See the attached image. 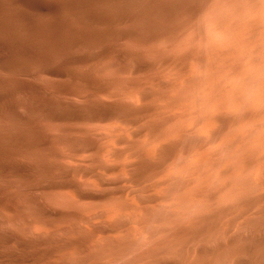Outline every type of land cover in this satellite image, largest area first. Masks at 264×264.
<instances>
[{"label": "bare ground", "instance_id": "1", "mask_svg": "<svg viewBox=\"0 0 264 264\" xmlns=\"http://www.w3.org/2000/svg\"><path fill=\"white\" fill-rule=\"evenodd\" d=\"M94 1L107 0H0V72L5 74V77L0 76V108L6 107L12 115L20 103L31 117L30 120L16 117L13 122L0 124V216L34 225L39 230H34L39 233L34 236L0 233V264H209L215 250L221 248L226 249L223 253L231 260L237 256L239 260L242 254L251 255L264 243V232L259 230L262 232L259 238L241 239L235 243L230 230L234 223L251 217L247 213L255 200H264V0H219L226 8L225 11L221 7L225 12L217 8L222 13H218L211 2L216 16L211 9L209 15L216 19L212 21L210 16L207 19V14L203 19L209 24L201 22L200 15L201 20L196 18L200 21H183L185 24L181 21V24L97 21L92 18L93 13L84 9V5ZM209 1L186 0L188 16L197 15ZM72 18L78 21H72ZM204 24L210 28H205ZM203 27L210 29L209 32ZM204 33L213 35V39L206 38ZM184 36L183 47L174 52L168 50ZM133 40L139 43L134 44ZM149 44H161L164 49L151 48ZM98 66L102 68L98 69ZM158 68H161L160 72L167 70L171 81L164 80L166 73L160 75L156 72ZM126 71L146 74L147 81L157 86H152L156 90L147 91L140 81L122 78ZM43 76L47 80L39 81L38 77L43 79ZM126 92L134 93L131 99L136 102L133 103L139 104L140 99L152 103L158 101L164 106L144 102L147 106L128 111L126 107L127 110H114L116 107L92 104L75 109L59 103L60 99L68 97ZM106 119H115L126 127L135 128L127 129L131 140L144 137V140L138 138L143 141L141 144L127 143V134L117 128L119 125L116 127L117 123L115 127L111 126L113 123L110 125L111 137L104 135L107 142L112 138L109 143L113 141L115 146L127 144L125 150L128 156L136 159L135 162L122 161V150L114 151L110 149L112 146L106 150L89 143L85 148L86 141L80 142L83 149H79L77 141L78 145H75L74 139L75 143L61 137L53 142L48 131L43 128L37 132L31 124L33 120L39 124L49 121L60 125V133H70L79 131L72 129L73 123L90 124ZM101 143L106 146L105 142ZM57 144L65 146L70 153H90L95 162L101 152L110 151L115 164L101 167L99 171L106 175L127 176L136 186L146 181V187L150 185L147 181L154 180L155 184L151 182L154 185L151 184L152 196L129 202L119 190L93 193L73 180L70 183V172L56 162V166L48 165L60 158ZM106 155L107 163L114 161ZM164 166L168 168L163 170ZM83 174L94 179L92 184L105 185L92 173ZM54 176L67 179L55 181ZM91 182L86 184L89 186ZM35 189L38 192L69 191L74 201L99 204L101 208L95 207L102 209L100 217L110 216L119 225L121 216L129 214L134 219L129 220L131 225L135 224L134 230L129 228L134 235L128 232V225L124 227L128 231L123 230L124 221L121 226H116L113 220L117 228L115 230L113 226L115 233L112 227L109 230L114 234L112 240L116 238V243L125 241L107 252L103 250L106 253L102 259L88 256L93 249L88 251L93 234L87 232L89 227L84 229L86 233L74 230V224L85 221V215L89 216L95 210L94 205L87 204L89 207H86L85 203V208L73 209L62 201L60 205L65 204L66 209L57 205L58 200L56 205L64 210L58 207L49 210L44 207L47 203L43 206L37 200ZM143 191L149 192L148 189ZM217 195H221L218 196L221 200L215 199ZM145 203L151 207H145ZM251 211L249 213L254 214ZM129 216L124 217L129 219ZM258 218L261 221L263 217ZM67 228L75 237L58 239L53 236ZM254 228L248 227L252 231ZM99 229L102 230L99 227L97 232L102 235L104 230ZM117 230L125 233V236L121 235L123 239L117 235L118 241ZM206 231L208 234L219 233L223 242L210 235L214 238L210 240L212 247H203L204 237L200 236ZM210 241L204 246L207 247ZM93 244V247L100 246ZM102 246L99 248L103 249ZM165 253L172 259L163 257ZM222 257H219L220 261ZM214 262L216 260L211 264Z\"/></svg>", "mask_w": 264, "mask_h": 264}, {"label": "rangeland", "instance_id": "2", "mask_svg": "<svg viewBox=\"0 0 264 264\" xmlns=\"http://www.w3.org/2000/svg\"><path fill=\"white\" fill-rule=\"evenodd\" d=\"M112 1H114V2H112ZM121 1V2H120ZM128 1H130V2H128ZM110 2V3H109ZM211 2H212V4H215V10H217V11H219L217 8H221L222 6L220 5V1L219 0H210L209 2H206V3H204L203 4V6H202V8H201V11L197 14V15H195V16H192L191 17V15H189L188 16V12H187V2H186V0H148V3H147V0H107V1H94V2H91V3H87L86 5H84V9L86 10V11H89V12H91V13H93V15H92V18L94 19V20H97V21H118V22H127V23H142V22H171V23H175V24H177L178 22H179V24H181V22H182V24H185L186 22L187 23H191V22H193V21H200L201 19V22L202 21H206L207 22V19H208V17L210 16L209 15V13H211V10H213V9H211L212 7L211 6H213L212 4H211ZM98 3V4H97ZM128 3V4H127ZM136 3V4H135ZM178 3H180V4H178ZM183 3V4H182ZM185 3V4H184ZM171 4V5H170ZM210 4V5H209ZM146 5V6H145ZM155 5H156V7H155ZM181 5V6H180ZM101 6V7H100ZM108 6V7H107ZM110 6V7H109ZM139 7V8H138ZM210 7V8H209ZM224 7V6H223ZM222 7V8H223ZM222 8H221V10L220 11H222ZM93 9V10H92ZM101 9V10H100ZM208 9V10H207ZM209 9H211L210 11H209ZM96 12H95V11ZM129 10V11H128ZM144 10V11H143ZM149 10V11H148ZM224 10L226 11V8L224 7ZM147 11V12H146ZM156 11V12H155ZM206 11H209V12H207L206 13ZM214 11V10H213ZM218 12V13H222V12H225V11H222V12ZM105 12V13H104ZM146 12V13H145ZM183 12V13H182ZM215 12L216 11H214V14H215ZM113 13V14H112ZM145 13V14H144ZM149 13H152V14H149ZM206 13V15H205V17H203V15ZM138 14V15H137ZM183 14H184V16H183ZM203 14V15H202ZM207 14H208V16H207ZM99 15V16H98ZM133 15V16H132ZM199 15H200V17H201V19L199 18ZM202 15V16H201ZM212 15V14H211ZM219 15V14H218ZM197 16V17H196ZM206 16H207V19L205 20V19H203V18H206ZM214 16V15H213ZM215 16H216V14H215ZM214 16V17H215ZM165 17H167V18H165ZM188 17V18H187ZM211 17V20L213 21L214 19H216V18H213L212 19V16H210ZM186 19V20H184V19ZM192 18V19H191ZM196 18H198V19H200V20H198V19H196ZM114 19V20H113ZM141 19V20H140ZM154 19V21H152ZM128 20V21H127ZM175 20H177V21H175ZM192 20V21H191ZM210 20V21H211ZM72 21H78L77 19H73L72 18ZM181 21V22H180ZM183 21H186V22H183ZM191 21V22H190ZM211 21V22H212ZM203 22V23H204ZM208 24L210 23V22H207ZM204 27L205 28H207L208 27V25L206 26L205 24H204ZM203 27V29H205ZM208 28H210V27H208ZM205 30H208V29H205ZM210 30V29H209ZM209 30L207 31V32H209ZM205 32V31H204ZM206 33V32H205ZM205 33H204V35H205ZM211 33V32H210ZM208 34V33H207ZM208 36H210V35H208ZM208 36H206L205 35V37L207 38ZM213 35H211L210 37H212ZM209 39V38H208ZM213 39V37L211 38V40ZM206 40V39H205ZM184 41H185V36L177 43V44H175L173 47H169V49L168 50H171V51H178L181 47H183L184 46ZM180 42H181V44H180ZM133 43L135 44V43H139V41L138 40H133ZM156 45V46H155ZM148 46H152L153 48H156V49H161V50H163L164 49V47H162V45L161 44H159V46H158V44H149ZM155 46V47H154ZM151 47V48H152ZM163 48V49H162ZM159 49V50H160ZM173 51V52H174ZM168 52V51H167ZM170 52V51H169ZM99 68L98 69H101L102 67L101 66H98ZM245 68V67H244ZM243 68V69H244ZM246 69V68H245ZM160 70H161V68L159 69H157L156 70V72L157 73H159L160 72ZM166 73V76L164 75L163 76V74L164 73ZM83 73L84 74H87V72L86 71H83ZM161 73H163L162 74V76L163 77H165L164 78V80H166L167 78L169 79V81H171V79H170V77H169V73L167 72V70H164V69H162V71L159 73L160 75H161ZM167 73H168V75H167ZM130 74V75H129ZM134 74V75H133ZM132 74V72L131 71H126V72H124L123 73V75L121 76L122 78H124V79H126V80H138V81H140L144 86H145V88H146V90L147 91H154V90H156L154 87H157V86H155V84H151V83H149L148 81H147V79H146V74H144V73H142V72H140V73H133ZM0 76H4L5 77V74L4 73H1L0 72ZM40 78H42V76H39ZM38 77V80L39 81H46L47 79L43 76V79H40ZM16 78V80H20V81H22V79L23 78H21V77H14V79ZM168 79H167V81H168ZM24 80V79H23ZM144 82H146V83H144ZM149 84H151V85H149ZM154 85V87H153V89H152V86ZM178 87H180V86H178ZM181 88V87H180ZM133 94L134 93H131V92H126V93H121L120 95H106V94H101V95H96V96H83V97H85V98H83V97H68V98H62V99H60V102L59 103H61V105L62 106H70L71 108H75V109H82L84 106L86 107L87 105H89V104H92V105H97V106H103V107H107V108H111V109H114V107H116L114 110H124V109H128L129 108V110L128 111H132L133 109L132 108H140V107H143V106H147V105H145V103H148V104H153V105H155V106H157L158 104H160V102L158 103V101L157 102H151V101H147L146 100V102H145V100H138V99H136V100H138L139 101V104H138V102L137 103H135L136 101L135 100H133V99H131V97L133 96ZM136 95V94H135ZM110 96V97H109ZM122 96V97H121ZM104 97V98H103ZM105 97H107V99H108V97H109V99L107 100ZM137 97V96H136ZM79 98V99H78ZM121 98V99H120ZM134 98H135V96H134ZM81 100V101H80ZM94 100V101H93ZM100 100V101H99ZM114 102H113V101ZM109 101H112V102H109ZM125 101V102H124ZM133 101H135L134 103H133ZM122 102L123 103H127L126 105H120V104H122ZM145 102V103H144ZM162 103V102H161ZM138 104V105H137ZM162 105V106H161ZM110 106V107H109ZM164 106V104L162 103V104H160L159 105V107H163ZM126 107V108H125ZM158 107V106H157ZM126 109V110H127ZM125 110V111H126ZM10 114H8V112H7V110H6V107H3V106H1V108H0V124L2 123H4L3 121H7L8 123L9 122H13L15 119H16V117H21V118H25V119H28V120H30V114H29V112H28V109L23 105L22 106V104H20V103H18L17 105H16V107H15V110H14V114H12V115H10ZM115 121V119H106V120H101V121H96V122H90V124L89 123H73L72 125H70L71 127H72V129H74V130H76V131H78V132H68V133H60V131H59V127H60V125L59 124H56V123H53V122H49V121H45V122H43V123H40L39 124V122H37L36 121V123L34 122L35 120H31L32 122H31V124H32V126H33V128L37 131V132H41L42 131V129H43V131L45 130L46 132L48 131V134L50 135V138H51V140L53 141V142H55V140L57 139V138H67V139H69V140H71L73 143H75L76 141L80 144V142H81V144H82V142L84 143V142H86V143H84L83 145H85V148L87 147V145L89 146V143H94V144H96V145H98V146H102V147H105L104 149H108L109 147H111L110 149H112V150H114V151H119L120 152V150H122L121 151V153H122V157H121V159H122V161H124V162H129V163H133V162H135L136 161V159L135 158H132V157H130V156H128V151L127 150H125V149H127L126 147H127V144H116L118 147H120V148H122V149H119V148H117V146H115L114 145V143H113V141H112V144H110L111 143V139L109 140V142H107V139H106V136H104L105 134H107L108 136V138L109 137H111V134H110V132H109V129L111 128L110 127V125L113 127H115V124H116V127H117V125H119L117 128H120L122 131H123V133L124 134H127L129 137H128V139H127V135L125 136V138H126V140H127V143H135V144H141V142L143 143V141H138L139 139L140 140H144V137L142 136H140V137H136V140L137 141H135V138L133 137L132 138V140H131V135H129V130H134L135 128H131V127H126V126H124V125H122V124H120L117 120ZM7 122H5V123H7ZM35 123V124H34ZM94 123H95V126H93L94 125ZM106 123V124H105ZM108 123V124H107ZM52 124H55V125H52ZM90 125H92V126H90ZM101 125V126H100ZM109 126V128H108V126ZM35 126V127H34ZM38 126V127H37ZM53 126V127H52ZM59 126V127H58ZM69 126V127H70ZM104 126V127H103ZM58 127V128H57ZM70 127V128H71ZM50 128V129H49ZM54 128L56 129V130H54ZM107 128V129H106ZM123 128V129H122ZM127 129H129V130H126ZM51 130V131H50ZM53 131V132H52ZM55 131H57V132H55ZM59 132V133H58ZM127 132V133H126ZM104 133V134H103ZM59 134V135H58ZM66 135V136H65ZM94 135V136H93ZM96 135V136H95ZM100 135V136H99ZM110 135V136H109ZM131 136V137H130ZM102 137V138H101ZM105 137V138H104ZM76 138V139H75ZM75 140V142H74V140ZM103 139H104V141H103ZM106 139V140H105ZM79 140V141H78ZM82 140V141H81ZM98 140L100 141V143H97L98 142ZM102 140V141H101ZM134 140V141H133ZM129 141V142H128ZM75 143V145L77 144L78 145V143ZM101 142H107L106 144L104 143V145H106V146H103V144L101 143ZM80 144V146L78 145L77 147L79 148H81V149H83L82 147H83V145H81ZM102 144V145H101ZM110 145V146H109ZM61 146V147H60ZM57 150H58V152H59V154H60V158L59 159H57V160H55V161H52V162H48V163H50V164H48V165H50V166H52L51 165V163L52 164H54L55 166H56V164L58 165V166H62V168L63 169H65L67 172H70L71 173V175H72V179H71V181L73 180L76 184L78 183V184H80V187L82 188H86V190H88V191H90V192H93V193H101V192H112V191H114V190H119V191H122L123 193H124V195H125V197L128 199V201L129 202H134L135 200H137V199H141V200H145V199H148V197H149V195L150 196H152V191H153V187H152V185H153V183H151V182H154V184L156 183V181H154V180H151V181H147V184H150V185H147L146 187H145V183H146V181H143L141 184H139L138 186H136L135 184H133V183H131V181L128 179V177L127 176H124V175H114V174H104L103 172H101V171H99V170H102L101 169V167L103 168V167H110V166H112V165H114L115 164V162H116V160L110 155V153H108V152H110V151H106V150H104L103 152H101V154L98 156V159H97V162H95V161H93L92 160V155L90 154V153H87V152H80V154H79V152L77 153H70L69 152V150L65 147V146H63V145H58L57 144ZM114 147V148H113ZM62 148V149H61ZM79 148V149H80ZM117 148V149H116ZM124 148V149H123ZM63 150V151H62ZM109 150V149H108ZM123 152H125V154H126V156H125V154L123 153ZM103 153H105L104 155H103ZM74 154V155H73ZM107 154V155H106ZM109 154V155H108ZM84 155V156H83ZM91 155V156H90ZM103 155V156H102ZM106 155V157H111L114 161V163L112 162V161H108L109 163H107L105 160L106 159H104V156ZM76 157H78V158H76ZM86 157V158H85ZM105 157V158H106ZM125 157L127 158V159H125ZM80 158V159H79ZM107 160H110L109 158L107 159ZM99 161V162H98ZM130 161H132V162H130ZM55 162H56V164H55ZM75 162V163H74ZM109 164V165H108ZM55 166H53V167H55ZM89 167V168H88ZM165 167L166 166H164V169L163 170H166L168 167H166V169H165ZM82 168V169H81ZM77 169V170H76ZM74 171H76V172H74ZM83 172H87V173H92L95 177H99L98 179H101L100 181H102L105 185L104 186H97L96 184H92V183H94V179L92 178V177H90V176H85L84 177V174H83ZM76 176H74V175ZM82 174V175H81ZM102 175V176H101ZM74 176V177H73ZM80 176H81V178H80ZM112 176V177H111ZM116 176V177H115ZM123 176L125 177L124 178V180H123V182L126 180V182H122V179H123ZM56 177H57V180H56ZM54 176L53 177V179L55 180V181H63L64 180V178H65V181H66V177L64 176V178L63 177H61V176ZM59 177V178H58ZM61 177V178H60ZM90 177V178H89ZM118 177H119V179H121V180H119L118 179ZM68 178H70V176L68 177ZM79 178V179H78ZM82 178H83V180H82ZM113 178H114V180H113ZM115 178H116V180H115ZM60 179V180H59ZM92 179V180H91ZM68 180H70V179H68ZM67 180V181H68ZM87 180V181H86ZM70 181V183H73V181L71 182ZM90 182V181H93V182H91V184H89V186L87 185L88 183L87 182ZM119 181H121V184H120V182ZM43 183H45L46 184V181L45 180H43L42 181ZM130 184H129V183ZM145 182V183H144ZM148 182H150V183H148ZM87 183V184H86ZM144 183V184H143ZM77 184V185H78ZM123 184H124V186H123ZM152 184V185H151ZM134 185V186H133ZM144 187H143V186ZM86 186H88V188L86 187ZM149 186H151L150 188H148ZM154 186V185H153ZM124 187V188H123ZM127 187V188H126ZM137 187H141L140 188V190L139 189H136ZM122 188V189H121ZM131 190H130V189ZM141 189H143V190H145V189H148L149 190V192H144L143 190H141ZM126 192H125V191ZM129 192H128V191ZM139 190V191H138ZM34 190H32V192H33ZM37 191V192H36ZM95 191V192H94ZM34 192H36V196L38 197H35V198H37V200H39V202L44 206L46 203V205L44 206L45 208H47V209H49V210H55V209H58V208H60V206H66V205H68V206H70L71 208H73V209H81V208H85V203H86V207H89L87 204H89L88 202H85V203H81V202H83V201H74V199H73V197H72V194H71V192H69V191H54V192H38V190H36L35 189V191ZM63 192V193H62ZM133 192H134V194H133ZM59 193V194H58ZM62 195H61V194ZM71 194V195H70ZM153 194H154V192H153ZM32 195H34V193L32 194ZM35 196V195H34ZM65 196H67V197H65ZM70 196L72 197V198H70ZM218 196H221V195H217L216 196V200H221V197H220V199H218ZM65 197V198H64ZM63 198L65 199V200H63ZM69 198V199H68ZM66 199H68V200H66ZM57 200V201H56ZM58 200L60 201L58 204H57V202H58ZM73 200V201H72ZM62 201H64L63 203H67L66 205L65 204H62V205H60L61 203H62ZM80 202V203H79ZM60 205V206H57V205ZM261 206H260V205ZM49 205H51V207L49 206ZM53 205V206H52ZM90 206L91 205H94V204H92V203H90L89 204ZM150 205V204H144V206L145 207H147V208H150L151 206H148ZM258 205V208L256 207ZM263 205H264V200H262V199H260V200H255L254 201V204H253V206H251V208H250V210H249V212L251 211V212H254V214L253 213H247V214H251V217L249 218V216H247V217H245L246 219H244V220H240V221H238V222H236V223H234V225H232V227H231V230H230V237L232 238L233 236V240H234V242L235 243H237V242H240L241 241V239H245L244 241H246V239H247V241H249V239H251V238H259V236L260 235H262V232H260V231H263L264 232V209L262 210V208H264L263 207ZM95 206H98L99 208H101L100 207V205L99 204H96V205H94V207ZM55 207H58V208H55ZM64 207H61V208H63L62 210H64ZM67 207V206H66ZM65 207V208H66ZM93 207V206H92ZM261 209H260V208ZM61 208L59 209V210H61ZM99 208H96L95 207V210L92 212V213H90L89 214V216H86L85 215V221H81V222H76L75 224H74V230H78L79 232H81V233H86V232H84V229L86 228V229H88V227L90 228V230H87V232L88 233H90L89 235H91V233L93 234V235H95V234H97L98 232H97V228H99V227H101V229L102 230H100V231H103L104 230V233H102V235H99L100 233H98L97 234V236L95 235L94 237H93V235H92V242L94 243L93 245H100L98 242H100L101 243V245L99 246V247H101L102 245H105V246H102L103 247V249H101V248H99V247H97V246H92V242H91V246H89V249H88V251L89 250H91L92 248V252L91 251H89L90 252V254H89V252H88V256H92L93 255V257H97L98 259H102V257H103V255L107 252V251H109L110 249H112V247H116V245L117 244H119V245H121L125 240H122V242H121V240L119 241L120 243H116L115 241H116V238L114 239V240H112V235L114 236V234H113V232L115 233L116 231H114V228H115V226H114V224L112 223L113 222V220H114V218H112V217H110V216H107V215H101V216H103V217H100V214H101V212L103 213V211H100V210H102V209H99ZM67 209V208H66ZM99 211H98V210ZM263 212H260V210ZM96 211V212H95ZM259 213H261V215L259 214ZM263 214V215H262ZM93 217H92V216ZM125 215H127V217L129 216V214H123L122 216H121V219H119V220H121V223H120V225L119 224H117L116 222H115V220H114V222L116 223L115 225L116 226H121L122 225V222L123 223H125V225H122V227H123V230L126 228V226H127V229L129 230H127V229H125L126 231H128L129 233L131 232H133L132 230H130L131 228H133L132 226H135V224L134 225H131V223L129 222V220H131L132 219V217L131 216H129V217H131V218H127L126 219V217H124ZM252 215H254V216H252ZM254 217V220L253 219H251V218H253ZM258 217H260V218H262V220L261 221H259V218ZM0 233H2V234H4V232H6V234H9V235H11V234H14V233H16V234H22V235H28V236H34V235H37V234H39L37 231H35L34 232V230L36 229L35 228V226L34 225H29V224H24V223H22V222H20L19 220H7L5 217H3V216H0ZM99 218H101V219H99ZM106 218V219H105ZM122 218H123V220H122ZM249 218V219H248ZM258 218V220H256L257 222H255V219H257ZM95 219V220H94ZM103 219V220H102ZM110 219V220H109ZM92 220H94L93 222H92ZM118 220V222H120ZM132 220H134V219H132ZM131 220V221H132ZM248 220V221H247ZM252 220L254 221V223L252 222ZM91 221V222H90ZM116 221H117V219H116ZM127 221L130 223V225L127 223ZM243 221V222H242ZM107 222V223H106ZM258 222H261L262 224H258ZM93 223V224H92ZM127 223V224H126ZM247 224H248V226H247ZM253 224H255V225H253ZM28 228V230L26 229V231L28 232H25V226ZM252 225V226H251ZM83 226V227H82ZM113 226H114V228H113ZM254 226H256L255 228H254ZM22 227V228H21ZM34 227V228H33ZM95 227H97L96 229H95ZM105 227L106 228V230L105 229H103V228ZM111 227L113 228V229H111ZM125 227V228H124ZM247 227V228H246ZM248 227H250L251 229H252V227L254 228V230L252 231L251 229H248ZM24 228V229H23ZM29 228H31V229H29ZM117 228V227H116ZM116 228H115V230H116ZM130 228V229H129ZM23 229V230H22ZM33 229V230H32ZM112 230V231H109V230ZM135 229V227L133 228V230ZM240 229H241V231H240ZM245 229V231H247V232H245V231H243ZM258 229V232L257 231H255V230H257ZM3 230V231H2ZM5 230V231H4ZM36 230H38V229H36ZM96 230V231H95ZM98 230V231H99ZM260 230V231H259ZM9 231V232H8ZM25 233H24V232ZM32 233H31V232ZM39 231V230H38ZM77 231V232H78ZM92 231H94V232H92ZM119 230H117V232H118ZM8 232V233H7ZM70 232V233H69ZM74 232H76V231H74ZM106 232V233H105ZM112 232V233H111ZM207 232V233H206ZM205 233H203L201 236H200V238H202V237H204V238H202V240L204 241V244H207V242L208 241H210L214 236H215V239L217 240V241H220V242H223V237L219 234V233H216V232H213V234H211L212 232H209V234H208V231H206ZM231 232H232V234H231ZM245 232V235L243 234ZM35 233V234H34ZM72 231H71V229H65V231H62V232H56V235H54L55 233H53V236H56L55 238H58V239H67V238H69V239H71L72 237H75V236H73L72 235ZM87 233V234H88ZM109 233H110V235L111 236H108L109 235ZM130 233V234H131ZM247 233V234H246ZM252 233V234H251ZM254 233H256V234H254ZM257 233H258V236H257ZM259 233H261V234H259ZM57 234H58V236H57ZM61 234V235H60ZM123 234H125L124 232L122 233H120V231L118 232V234H115V237L117 236V235H119V236H121V235H123ZM204 234H206V235H204ZM242 234V235H241ZM254 234V235H253ZM75 235V234H74ZM132 235H134V233H132ZM208 235V236H207ZM210 235H212L213 237L212 238H210L211 236ZM119 236H117V241H118V239H120V238H122L123 239V236H125V235H123V236H121L120 238H118ZM128 236H130V235H128ZM248 236V237H247ZM60 237V238H59ZM96 237H98V238H96ZM109 237V238H108ZM111 237V238H110ZM133 237V236H132ZM131 237V238H132ZM222 237V238H221ZM247 237V238H246ZM261 237V236H260ZM130 238V239H131ZM199 238V239H200ZM208 238H210V239H208ZM238 240H237V239ZM26 239H28V238H26ZM124 239H125V237H124ZM128 239H129V237H128ZM214 239V238H213ZM220 239H222V240H220ZM112 240V241H111ZM201 240V241H202ZM206 240H208L207 242H206ZM201 241H199V243L201 242ZM203 241L201 242V243H203ZM214 241V240H213ZM95 242L96 243H98V244H95ZM206 242V243H205ZM200 243V244H201ZM211 243H213L212 241H210V243H208V245H207V247H206V245L204 246V244H201V245H203V247H205V248H208L209 249V247H212V245L211 246H209ZM115 245V246H113V245ZM189 245V244H188ZM118 246V245H117ZM95 247H97L96 249H95ZM91 248V249H90ZM101 249V250H99V249ZM107 250H106V249ZM98 249V250H97ZM223 251H222V250ZM221 249H217V250H219V253H220V251H221V253L219 254L218 252H217V250H215V254H213V256H212V258H211V261H210V263L209 264H211V263H213V261H215L216 260V263H219V264H262V262H263V260H264V243L262 244L261 243V245L260 246H258L257 248H256V250H254L253 251V253L251 254V255H247V254H242V256L240 255L239 256V258L241 257L242 258V261L243 262H241V258L238 260V256H237V258L235 257V258H233L232 257V260H231V257H226V255H224L225 253H226V249L225 248H221ZM259 249V250H258ZM103 250L104 251H106V252H103ZM225 250V251H224ZM95 251H97V253H100V251L102 252V253H100L99 254V256H98V254L95 252ZM257 251V252H256ZM260 251V252H259ZM169 252V251H168ZM223 252H225V253H223ZM223 253V254H222ZM256 253V254H255ZM261 253H263V254H261ZM95 254H97V255H95ZM166 254L167 253H165L164 255H162L163 257H168L167 258V260H171L172 258H171V256L169 255V256H166ZM216 254H217V256H216ZM100 255H101V257H100ZM222 257V255L223 256H225V257H222L221 258V261H220V256ZM244 255V256H243ZM257 255H258V258H257ZM250 256V257H249ZM263 258V260H260L261 258ZM214 257H215V259H214ZM244 257H246V258H244ZM225 258V259H224ZM244 258V259H243ZM251 258H253V259H251ZM165 260H166V258H164ZM222 259H224V260H222ZM227 259L229 260V261H227ZM234 259V260H233ZM237 261H236V260ZM245 259H248L249 260V262H248V260H245ZM219 260V261H218ZM227 262H226V261ZM260 260V261H259ZM257 261H259V262H257ZM221 262V263H220ZM224 262V263H223ZM230 262V263H229ZM239 262H241V263H239ZM254 262V263H253ZM215 262H214V264H216ZM263 264H264V262H263Z\"/></svg>", "mask_w": 264, "mask_h": 264}]
</instances>
